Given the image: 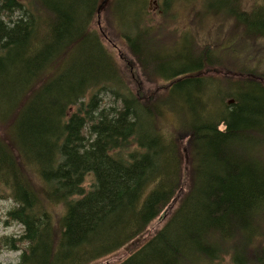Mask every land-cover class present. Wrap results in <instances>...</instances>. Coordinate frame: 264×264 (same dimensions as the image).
<instances>
[{
	"label": "trees",
	"instance_id": "16d2710c",
	"mask_svg": "<svg viewBox=\"0 0 264 264\" xmlns=\"http://www.w3.org/2000/svg\"><path fill=\"white\" fill-rule=\"evenodd\" d=\"M231 1L254 33L238 45L264 40V16ZM210 2L192 19L203 23ZM109 6L145 83L166 89L128 90L98 33ZM147 16L144 0H0V199L24 227L20 264H94L180 194L164 228L122 264H264V74L252 59L226 71L209 41L180 55L154 39L161 25Z\"/></svg>",
	"mask_w": 264,
	"mask_h": 264
},
{
	"label": "rangeland",
	"instance_id": "374dc122",
	"mask_svg": "<svg viewBox=\"0 0 264 264\" xmlns=\"http://www.w3.org/2000/svg\"><path fill=\"white\" fill-rule=\"evenodd\" d=\"M17 1L22 5H27L30 0ZM144 2L145 5L147 4L148 11L146 21L154 26L161 25L160 28L152 30L156 41L163 40V45L165 46L175 45L176 51L180 55L187 53L194 56L196 55V51H198L196 46L203 41H209L213 46L210 48L209 52L213 62L219 64L223 63L224 65H221L226 71H232L231 69L235 68V65L241 69L244 62L252 59L255 60L254 65H256V68H259L258 70L261 72L260 74H264V40L258 41L253 46L248 43V45H238L241 43L239 41L240 38L253 36L254 33L245 31L243 28V20L234 17L236 10L234 3L231 0H211L210 6L207 7L210 11V16H206L203 23L197 22L199 19L197 18L194 20L192 17H194L199 11L200 13L204 11L205 0H176L173 4L169 5L166 4L167 0H144ZM256 4L263 5L264 0H240L242 11L248 12V14L254 18L264 16L261 9L253 8ZM21 14L22 13L19 11L15 12L14 19L20 17ZM6 21H8L7 18ZM99 22L98 33L107 48L116 55L117 67L120 70V75L126 82L128 90L135 94H137L138 91V93L147 95L155 90L166 89L167 85L165 83H159L157 86H149L145 83L140 68L130 52V48H128L123 36H121V30L116 27L113 11L110 6L104 10L103 14L100 13ZM200 27H203L201 31L198 30ZM125 29L129 28H124V30ZM133 31L134 30H132V34ZM231 32L235 34L233 35ZM149 36L151 35L149 34ZM154 39H152L151 44L156 45ZM191 42H194V45ZM216 42L220 43L215 45ZM232 45H237L235 51L238 52V55H229L227 53L224 55V51ZM186 49H188L187 52ZM228 61L235 62V64H230ZM222 70L214 67L212 75L214 74V76H219L221 78L227 76L226 73L225 75L221 73ZM100 97L103 100V104L107 107L120 106V103H117L114 96L110 93L100 94ZM185 146L186 141L182 143L183 149ZM184 159L183 185L184 190L186 191L188 188L186 156H184ZM93 182L94 176L88 175L85 181L86 189H88ZM180 199L181 194L165 214L150 224L144 235L128 244L119 252L94 264H122L125 262V260L135 254L164 228L166 223L177 210ZM15 208L16 204L12 199H0L1 264H20L21 256L28 248V244L25 241L20 242L21 237L24 235V227L11 221L8 217V212ZM55 211L57 215L62 216L65 214V206L58 205V207L55 208Z\"/></svg>",
	"mask_w": 264,
	"mask_h": 264
}]
</instances>
